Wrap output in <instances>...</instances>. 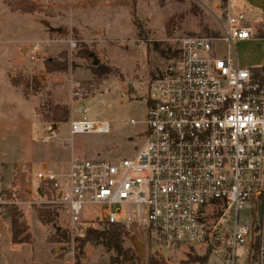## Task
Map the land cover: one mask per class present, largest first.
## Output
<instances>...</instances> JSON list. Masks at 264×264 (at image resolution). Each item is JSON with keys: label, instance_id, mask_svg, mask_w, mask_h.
Listing matches in <instances>:
<instances>
[{"label": "rangeland", "instance_id": "374dc122", "mask_svg": "<svg viewBox=\"0 0 264 264\" xmlns=\"http://www.w3.org/2000/svg\"><path fill=\"white\" fill-rule=\"evenodd\" d=\"M237 9L240 0H232ZM230 0H0V218L16 207L30 228L32 242L13 248L10 231L3 229L0 264H147L150 256L167 264H202L193 250L159 245L131 229L123 250L108 252L102 245L86 243L87 231L74 234L69 219L56 205L38 195L39 171L66 173L72 158L115 162L133 158L144 139L142 125L131 120L146 117L151 80L178 56L181 40L188 36H216L228 13ZM239 4V5H237ZM257 21L261 18L254 17ZM256 23L259 39L237 44L245 68L264 67V20ZM70 41L78 48L73 50ZM251 41V40H250ZM41 51L34 54L33 47ZM218 50L226 54V46ZM68 63L66 72H48L46 63ZM98 63L96 64V62ZM112 71L97 77L95 68ZM18 84V86L15 85ZM81 93L80 95H76ZM67 108L69 122L59 128L52 122L54 108ZM86 109V113H79ZM78 111V112H77ZM106 122L107 134L71 136V120ZM56 132V135H54ZM58 215L45 222L43 213ZM264 215V208L260 209ZM241 214V222L245 221ZM260 253L252 246L248 264H264L263 222ZM68 241L56 242L58 232ZM256 238V237H255ZM144 246L141 252L137 244ZM255 242V241H254ZM237 264H247L238 252ZM206 264H226L218 254Z\"/></svg>", "mask_w": 264, "mask_h": 264}, {"label": "built area", "instance_id": "2783aa9c", "mask_svg": "<svg viewBox=\"0 0 264 264\" xmlns=\"http://www.w3.org/2000/svg\"><path fill=\"white\" fill-rule=\"evenodd\" d=\"M261 20L230 3L220 34L181 40L179 56L150 82L146 117L130 121L144 139L133 158L74 157L66 173H37L38 195L66 214L71 232L124 225L169 250L251 260L264 207V82L241 66L236 45L258 39ZM70 126L71 136L111 130L86 118ZM17 196L0 202L18 205Z\"/></svg>", "mask_w": 264, "mask_h": 264}, {"label": "trees", "instance_id": "16d2710c", "mask_svg": "<svg viewBox=\"0 0 264 264\" xmlns=\"http://www.w3.org/2000/svg\"><path fill=\"white\" fill-rule=\"evenodd\" d=\"M260 39H264V37H260ZM179 51L174 52L173 56H176ZM46 69L48 72H66L69 69L68 63H61L56 60H48L46 63ZM96 76L102 77L107 74H109L112 71L109 70H102L100 67L95 68ZM256 73L260 80L264 82V67H260L256 69ZM16 86H18L17 83H15ZM52 122L54 124H61V123H67L69 122V111L67 108H60L56 107L54 108ZM56 125V126H57ZM264 208V207H263ZM43 220L45 222H55V218L58 217V215L50 213V212H44L43 213ZM11 222H12V242L14 244H29L31 243V234L28 232L29 228L27 224L22 220V215L20 212H18V209L16 207L12 208V212L10 215ZM259 221L263 222L264 224V215L260 214ZM131 229H134L132 227H127L124 225H114L110 228H105L103 230H88L86 233V236L84 239L80 241L81 246H84L86 243H92L97 245H102L107 249L108 252L116 251L118 253V256L121 255L123 250V243L124 239L129 235V232ZM261 226L256 227L255 233L260 232L261 233ZM256 235L255 242H254V249L257 251V253H260L261 247H262V234ZM57 239H54L56 242H63L68 241V235L66 232H58ZM212 255L211 249H209L206 254L203 257H195L194 259L192 257L190 258V262H200L202 264H206L209 260L210 256ZM111 264H116V258L110 259ZM121 264V263H118ZM147 264H167L164 259H156V257L150 256L147 260Z\"/></svg>", "mask_w": 264, "mask_h": 264}, {"label": "crops", "instance_id": "0c3cea01", "mask_svg": "<svg viewBox=\"0 0 264 264\" xmlns=\"http://www.w3.org/2000/svg\"><path fill=\"white\" fill-rule=\"evenodd\" d=\"M230 2H231L232 5H234V6L236 5V4H234L232 2V0H230ZM240 3H241V5H239V4H237V5L241 6V8L244 11H246L249 16H251L253 18L254 17H258V18H261L262 20H264V0H240ZM254 41H256V40H254ZM254 41L248 40V41H243V42H239V43H241V44H248V43L254 42ZM59 125H57V128H59ZM3 165H5V164H2V166L0 164V169H3ZM3 229H6L7 231H10L11 238H12V222H11V218L10 217H8V218H2L1 217L0 218V240L4 236ZM28 232L30 233V228H29ZM263 241H264V235H263ZM31 242H32V239H31ZM22 245H25V244H13L12 247L13 248H19ZM263 249H264V246H263Z\"/></svg>", "mask_w": 264, "mask_h": 264}, {"label": "water", "instance_id": "95a60500", "mask_svg": "<svg viewBox=\"0 0 264 264\" xmlns=\"http://www.w3.org/2000/svg\"><path fill=\"white\" fill-rule=\"evenodd\" d=\"M98 63V61L96 62V64ZM54 127H56V125L54 126ZM136 244H137V247H138V249L142 252L143 251V249H144V246H143V244H141V243H138V242H136Z\"/></svg>", "mask_w": 264, "mask_h": 264}]
</instances>
